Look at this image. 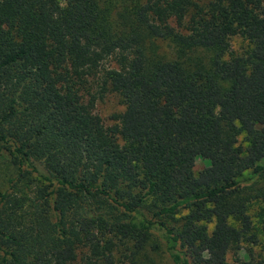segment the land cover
<instances>
[{
  "label": "trees",
  "instance_id": "1",
  "mask_svg": "<svg viewBox=\"0 0 264 264\" xmlns=\"http://www.w3.org/2000/svg\"><path fill=\"white\" fill-rule=\"evenodd\" d=\"M0 157V264H230L264 234V0H0Z\"/></svg>",
  "mask_w": 264,
  "mask_h": 264
},
{
  "label": "rangeland",
  "instance_id": "2",
  "mask_svg": "<svg viewBox=\"0 0 264 264\" xmlns=\"http://www.w3.org/2000/svg\"><path fill=\"white\" fill-rule=\"evenodd\" d=\"M60 3H63V0H59ZM246 41L241 39L239 36H233L230 39V46L235 52H240L243 48H245ZM160 50H168L167 43H160ZM122 106L120 105L118 98L113 93H104L100 98L96 99L95 109L98 114L101 116L102 121L105 124H110L112 122L110 118V114L116 111L121 110ZM237 142L244 144L243 135L240 134L237 137ZM0 157V188H4L7 185V177L10 175L11 167H8L6 163ZM203 160L199 157L195 158L194 164L192 166L193 173L196 172L202 167ZM262 205L257 203L256 201H252L248 206V214L250 215L251 223L253 226L261 227L264 224V216H260L258 214V207ZM259 240L255 245H249L245 242H241V246L238 249L229 250L226 253V260L230 264H236L235 258H244L247 253V247H251L254 253H257L261 244L264 243V234L261 233L258 236ZM155 264H169V262L165 261L159 255L156 257L152 255Z\"/></svg>",
  "mask_w": 264,
  "mask_h": 264
}]
</instances>
